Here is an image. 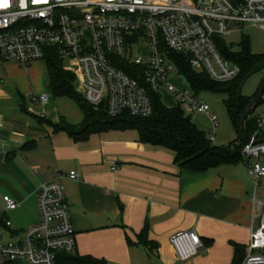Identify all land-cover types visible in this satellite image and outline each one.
Segmentation results:
<instances>
[{
  "label": "built area",
  "instance_id": "obj_1",
  "mask_svg": "<svg viewBox=\"0 0 264 264\" xmlns=\"http://www.w3.org/2000/svg\"><path fill=\"white\" fill-rule=\"evenodd\" d=\"M244 26L264 29V0H8L0 7V63L13 61L26 69L52 50L73 75L82 99L94 108L103 107L108 117L123 112L147 116L150 92L175 94V105L183 112L208 118L213 143L215 117L188 84L177 88L172 83L171 78L181 74L169 55L185 57L189 67L213 81H228L239 68L220 56L215 41L241 33ZM260 72L263 75L264 68ZM32 100L43 105L47 96L38 94ZM251 113L255 128L240 153L256 185L264 176L258 160L264 156V89ZM63 178L78 176L55 172L39 184L38 221L0 244V264H62L61 255L73 254ZM2 200L6 210L16 206L8 196ZM253 202L256 226L250 227L240 264H264V253L259 252L264 251V199ZM168 242L177 262L196 255L201 245L193 228L171 234Z\"/></svg>",
  "mask_w": 264,
  "mask_h": 264
},
{
  "label": "crops",
  "instance_id": "obj_2",
  "mask_svg": "<svg viewBox=\"0 0 264 264\" xmlns=\"http://www.w3.org/2000/svg\"><path fill=\"white\" fill-rule=\"evenodd\" d=\"M31 64L23 70L39 76L33 88L50 92L44 63L42 71ZM22 91L15 90L14 106L6 104L11 96L0 92V228L6 232L0 244L38 221L39 184L55 172L73 171L76 180L61 179L74 231L73 255L106 264H133L149 259L147 253L158 264H230L233 245L245 250L250 227L256 226L253 201L264 199V176L254 185L244 159L194 172L178 168L171 151L139 142L133 129L91 132L74 140L39 123L37 117L60 119L56 112L25 107ZM76 119L71 125L80 123V111ZM3 196L16 206L6 210ZM143 227L144 244L137 236ZM188 228L201 245L196 255L177 262L168 238Z\"/></svg>",
  "mask_w": 264,
  "mask_h": 264
},
{
  "label": "trees",
  "instance_id": "obj_3",
  "mask_svg": "<svg viewBox=\"0 0 264 264\" xmlns=\"http://www.w3.org/2000/svg\"><path fill=\"white\" fill-rule=\"evenodd\" d=\"M215 47L220 56L234 63L239 68L237 75L223 82L211 80L205 72L194 71L185 57L170 54L179 73L186 80L193 93L201 91L224 95L222 104L234 132V139L224 145H216L207 138L183 110L175 105L164 106L157 93L150 92L151 112L149 115L132 116L123 112L116 117H108L103 107L94 108L87 104L74 90V78L65 71L56 54L48 51L43 60L50 93L53 97L64 96L76 104L82 119L78 125H71L62 120L51 122L46 118L37 117L39 123L46 124L53 131H63L74 140L84 139L91 132L103 130L136 131L137 140L141 143L158 146L174 154L173 162L180 168L194 172H204L221 164H236L243 157L240 149L246 142L239 129L240 114L250 97L241 93V84L246 76L264 68V52L253 54L249 50L248 40L241 36L236 49L224 39H216ZM255 128L252 113L244 120V129L250 135ZM146 228L137 234L141 243H145ZM233 256L230 264H240L245 251L242 246L233 245ZM62 264H106L103 260L76 255H61Z\"/></svg>",
  "mask_w": 264,
  "mask_h": 264
},
{
  "label": "rangeland",
  "instance_id": "obj_4",
  "mask_svg": "<svg viewBox=\"0 0 264 264\" xmlns=\"http://www.w3.org/2000/svg\"><path fill=\"white\" fill-rule=\"evenodd\" d=\"M241 36H245L248 40L249 50L253 54H260L264 52V29L258 26H244L241 28V33H233L225 38V42L233 44V48L236 49L237 44L241 40ZM34 65L31 69L36 68L37 70H43L42 60L33 62ZM7 66V67H6ZM65 66V63H63ZM28 71V69H27ZM27 71H24L22 68H19L14 62L8 61L4 68L0 67V92L7 93L11 96V100H8L6 104L12 105L15 103V90H20L22 88V98L24 101L25 107L31 108L34 112L38 113H57L58 118L65 123L74 124L75 120H78L79 109L71 99L58 96L53 97L49 90L43 91L48 97V102L44 106H41L37 102L32 100V97L38 95L40 91H36L33 87L34 84L38 81V75L32 73L27 75ZM194 71L199 72L200 69L194 68ZM261 72L256 71L246 76L241 84V93L245 96L250 97L256 90L260 79ZM172 83L177 88L187 87L186 80L180 75L177 78H171ZM14 83H17V87L14 86ZM75 92L78 93L77 88H74ZM12 93L14 96H12ZM160 100L166 106H171L175 103V99H179L175 94L161 91ZM197 97L204 102L209 107V112L215 117L216 128L213 131V136L215 138V144L224 145L234 139V132L229 122V119L226 115L224 106L222 104V99L224 95L217 93H210L201 91L197 94ZM14 106V105H12ZM9 109V108H8ZM190 117V120L204 132L205 136L208 138L211 136L212 126L208 118L199 113H190L184 112ZM259 162L264 165V156L258 157ZM0 235H6V232L0 228ZM11 240V239H10ZM264 253V251H259ZM149 259L137 260L133 264H158L156 259L151 256L150 253H147ZM111 264V263H109Z\"/></svg>",
  "mask_w": 264,
  "mask_h": 264
},
{
  "label": "water",
  "instance_id": "obj_5",
  "mask_svg": "<svg viewBox=\"0 0 264 264\" xmlns=\"http://www.w3.org/2000/svg\"><path fill=\"white\" fill-rule=\"evenodd\" d=\"M264 89V74L261 76L260 82L254 92V94L249 98L246 106L244 107L243 111L240 114L239 118V129L243 135V138L245 141L249 140V137L244 129V120L246 116L252 112V110L255 108L256 104L259 101L260 95Z\"/></svg>",
  "mask_w": 264,
  "mask_h": 264
},
{
  "label": "snow or ice",
  "instance_id": "obj_6",
  "mask_svg": "<svg viewBox=\"0 0 264 264\" xmlns=\"http://www.w3.org/2000/svg\"><path fill=\"white\" fill-rule=\"evenodd\" d=\"M7 2H8V0H3V2L0 3V7L6 6Z\"/></svg>",
  "mask_w": 264,
  "mask_h": 264
}]
</instances>
